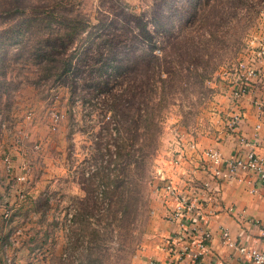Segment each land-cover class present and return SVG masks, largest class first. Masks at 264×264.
<instances>
[{
  "label": "rangeland",
  "instance_id": "1",
  "mask_svg": "<svg viewBox=\"0 0 264 264\" xmlns=\"http://www.w3.org/2000/svg\"><path fill=\"white\" fill-rule=\"evenodd\" d=\"M262 11L264 0H0V264H144L159 238L155 171L184 132L214 123L218 74ZM59 35L72 66L45 77L34 46Z\"/></svg>",
  "mask_w": 264,
  "mask_h": 264
},
{
  "label": "built area",
  "instance_id": "2",
  "mask_svg": "<svg viewBox=\"0 0 264 264\" xmlns=\"http://www.w3.org/2000/svg\"><path fill=\"white\" fill-rule=\"evenodd\" d=\"M260 15V25L258 24L256 30L248 33L243 53L231 66L218 74L220 79L226 81L225 86L230 92L229 98L235 105L249 92L251 80L260 74L258 63L264 62V11ZM255 102L258 107L264 106L262 98L256 99ZM241 117V111L237 109L224 119L227 133L234 134L236 144L240 147L250 145L236 131ZM58 118L59 116L55 115L54 121H58ZM52 126L55 128L56 123H52ZM176 145L168 148V152H165L167 155L163 156L164 161L155 171L161 182L155 183L154 190L158 194L164 219L172 224L163 239L162 248L166 253L164 264H183L186 261L191 264H217V260L204 259L210 252L212 240L208 226L209 213L204 211V207L214 201L218 193L216 185L223 180L241 178L240 172H245L248 177H256L264 181V159L252 148L243 153L238 148L234 154L225 157L214 147L199 150L194 139H177ZM187 152L195 154L196 169L210 177L212 183L207 180L197 183L194 178L188 176L184 179V185L181 186L177 180L166 173L163 167L170 166L171 170L176 169L180 166L183 156L186 157ZM190 158L192 159L193 156L191 155ZM4 160L10 166V158L5 156ZM17 179H24V175H18ZM251 182L248 180L249 184ZM4 212L6 214L7 211ZM220 234L222 243L235 249L240 254L242 262L264 264V247L236 239L224 227L221 228ZM262 234L264 235V230ZM148 263L159 264L153 259Z\"/></svg>",
  "mask_w": 264,
  "mask_h": 264
},
{
  "label": "crops",
  "instance_id": "3",
  "mask_svg": "<svg viewBox=\"0 0 264 264\" xmlns=\"http://www.w3.org/2000/svg\"><path fill=\"white\" fill-rule=\"evenodd\" d=\"M258 66L261 70L260 74L251 80L249 92L240 98L237 105L229 98L230 92L223 83V86L219 87L220 92L216 93L215 100L212 102L216 111L214 123H210L208 128L196 127L189 132H184L186 133L184 139H194L199 150L208 147L217 148L225 157L234 154L238 148L242 153L252 148L264 159V106L258 107L255 102L256 99H264V62L258 63ZM237 109L242 114L236 128L237 134L243 136L250 145L238 146L234 134H228L224 127V119ZM194 156L195 154L187 152L186 157L183 156L180 166L176 169L171 170L170 166L163 168L181 186L184 185V179L188 176L194 178L197 183L201 180L212 183L210 177L198 168L196 169ZM239 176L241 178L223 180L216 185L218 193L214 201L204 207V211L209 213L208 226L212 234L210 252L204 257L206 261L217 260V264H255L242 262L240 254L235 249L222 243L220 234L222 227L226 228L229 234L236 239L264 247V235L262 234L264 230V181L256 177H248L245 172H240ZM248 180L252 182L249 184ZM0 189H2L1 186ZM157 210L156 215L160 222L159 238L156 245L147 252L144 264H149L151 259L159 264H164L166 261V253L162 245L172 224L164 219L161 205ZM183 264L191 263L186 261Z\"/></svg>",
  "mask_w": 264,
  "mask_h": 264
},
{
  "label": "trees",
  "instance_id": "4",
  "mask_svg": "<svg viewBox=\"0 0 264 264\" xmlns=\"http://www.w3.org/2000/svg\"><path fill=\"white\" fill-rule=\"evenodd\" d=\"M63 19H67V17L61 16ZM52 35H50L51 37ZM68 35H59L57 38H54L53 40L49 38L44 39L42 42L38 39L36 42V47L35 48V53H37V56L39 59H44L49 61L50 63L47 65L46 70H42L45 73V77L48 76H55L59 77L61 75H64L68 71H70V68L72 66V59L71 57L65 56L64 58L61 54L63 50H60L61 48L66 49L68 48L73 41H70V39L67 37ZM70 45L68 46V44ZM68 46V47H67ZM61 57V61L57 66H54L53 63L57 60L58 58ZM92 57V56H90ZM86 63V60H85ZM45 69V67H44Z\"/></svg>",
  "mask_w": 264,
  "mask_h": 264
}]
</instances>
